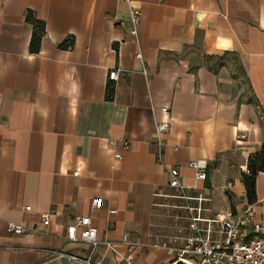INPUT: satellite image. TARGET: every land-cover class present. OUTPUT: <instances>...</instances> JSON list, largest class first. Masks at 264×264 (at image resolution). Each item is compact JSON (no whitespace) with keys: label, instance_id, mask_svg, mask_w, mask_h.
Returning a JSON list of instances; mask_svg holds the SVG:
<instances>
[{"label":"crops","instance_id":"obj_1","mask_svg":"<svg viewBox=\"0 0 264 264\" xmlns=\"http://www.w3.org/2000/svg\"><path fill=\"white\" fill-rule=\"evenodd\" d=\"M132 2L137 43L123 0H0V264H79L67 256L89 247L64 236L82 216L114 244L95 249L96 264H166L150 244L166 223L154 194L168 190L173 167L212 198L213 214L249 210L246 239L253 224L264 229V172L252 204L241 182L264 142V0ZM29 12L44 25L33 46ZM7 222L32 231L12 234Z\"/></svg>","mask_w":264,"mask_h":264},{"label":"built area","instance_id":"obj_2","mask_svg":"<svg viewBox=\"0 0 264 264\" xmlns=\"http://www.w3.org/2000/svg\"><path fill=\"white\" fill-rule=\"evenodd\" d=\"M129 6L130 29L129 35L137 43L140 11L134 6L132 0H123ZM136 59H141L138 50ZM118 70H112L108 79H117ZM163 112L167 109L163 108ZM166 122L158 123L154 130L155 157L159 165H164L162 135L168 131ZM114 158L121 159L120 154ZM194 171L196 181H205L206 172L196 161L188 163ZM168 190L154 194L153 206L160 211V217L166 221L161 226L162 232L156 241L150 244L152 249L163 250L168 256L166 264H264V229L260 224H253L250 239L243 231V227L250 223L249 210L240 214L231 211L212 213V198L196 187L189 188L180 180L177 168H168ZM77 175V172L74 173ZM92 208L100 206V200L95 198L91 202ZM26 211L30 207L24 208ZM115 213L114 210L109 211ZM43 225L49 224L48 213L41 215ZM6 230L12 234L20 235L32 231L31 228L7 222ZM64 240L71 243H83L89 247L88 254L84 257L70 254L67 258L79 264H96L92 260L95 249L100 245L113 248L114 244L100 242L97 231L87 216L76 217L66 228ZM121 244L131 252L135 244L129 241L126 234L122 236ZM60 256V254H54ZM124 264H133L127 260Z\"/></svg>","mask_w":264,"mask_h":264},{"label":"trees","instance_id":"obj_3","mask_svg":"<svg viewBox=\"0 0 264 264\" xmlns=\"http://www.w3.org/2000/svg\"><path fill=\"white\" fill-rule=\"evenodd\" d=\"M26 21H28L34 29L31 38V45H36L38 44L40 37L44 32V25L42 22L36 20V18H34L33 14L30 12L26 16ZM65 46L67 45L65 44L64 47ZM237 69L239 72H241V68L239 66L237 67ZM112 95V90H108L106 95L107 99L110 100L112 98ZM259 172H264V142L261 144L257 152L251 154L248 157L246 173H243L241 177V182L245 190V198L248 204L254 203L256 199L255 180Z\"/></svg>","mask_w":264,"mask_h":264}]
</instances>
